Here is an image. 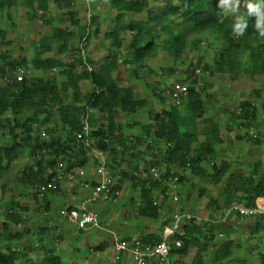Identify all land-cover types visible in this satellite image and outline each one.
Returning a JSON list of instances; mask_svg holds the SVG:
<instances>
[{
	"label": "trees",
	"instance_id": "trees-1",
	"mask_svg": "<svg viewBox=\"0 0 264 264\" xmlns=\"http://www.w3.org/2000/svg\"><path fill=\"white\" fill-rule=\"evenodd\" d=\"M50 1L0 0V13L20 5L24 7L30 19L44 18V15L49 13ZM105 1L113 13L110 27L104 31L103 37L110 41L113 52L107 55L106 61L99 67L95 66L96 62L92 57L83 58L79 53L90 38L89 24L94 25V33L97 34L101 29L100 23L96 15H91L88 23H81L78 12L73 7V0H54L61 8L66 9L67 24L52 27L49 34L42 36L37 43L33 42V54L29 59L24 56L11 57L5 53L0 54V76L5 78V83L0 84V127L10 138L9 145H0V174L2 171H8L23 154L30 156L32 164L21 171L17 180L31 187L51 181L57 173V165L63 164L64 161L68 162L64 171L73 169V166L83 168L87 155L91 153L95 156L92 150L85 148L77 138V133L82 130L83 117L87 115L89 136L94 140L93 145L103 153L108 152L110 156L107 160L104 158L105 164H112L111 168L118 170L115 175H111L109 171L111 176L118 178L111 191H121L123 179L131 181V186L139 193L135 206L139 216L157 219L159 205L153 193L157 190L156 192L165 195V182L170 173L172 176L178 175L179 181L184 177L172 171L171 165L214 184L220 183L226 176L222 205L227 209L237 203L254 206L256 199L264 198V172L259 179H255V175L246 176L240 171L229 173V162L214 161L218 156L217 147L223 143L219 123L211 120V125L201 133L197 130V119L206 111L202 97L205 87L200 86L194 69H207L205 64H201L200 58L197 64L187 67L188 78L178 81L180 84H187L186 95L180 102L177 103L171 95L174 86L172 85L166 89L170 95L169 106L159 112L150 111L148 116L151 123L142 126L133 121L128 125L131 128H143L142 135L138 132L134 136L125 134L118 120L120 114H133L145 105V99L140 97L131 85L130 78L131 75H137V67L144 66L145 61L156 57L160 50L172 56L174 62L180 61L185 55L188 42L192 43L193 50H198L201 41L199 35L206 31L215 33L222 42V47L215 52L212 73L223 74L232 79H237L243 74L252 77L256 74L264 75V39L258 36L253 27L254 18H249L245 34L237 37L232 33L234 21L224 16L216 7L217 0H161L160 4L155 5L149 0ZM76 36L79 37V42H85L84 47L73 44ZM7 38V30L0 28V42H9ZM126 40L127 57L119 59L117 52ZM53 46L58 54L70 53L72 59L63 62L57 57L44 56ZM245 53L249 57L247 64ZM88 64L92 66L91 70L87 68ZM127 65L137 67L129 72ZM26 66L39 72V75L23 76L22 80H17V69ZM76 66H80V73L75 71ZM55 69H58V74L64 78L60 84L57 76L52 75ZM167 70L172 71L171 68ZM190 75L194 77L189 78ZM81 80L90 84L82 103L79 83ZM161 92L157 90L153 91V94L163 100ZM254 95L259 98L261 89H255ZM180 106L185 109L184 117L179 114ZM51 107L57 108L61 124L59 127L57 124L48 125ZM257 113L252 99H242L238 104V113L234 115L241 120L240 126L246 130L243 136L255 144L261 141L257 133L250 134L248 130L259 127ZM39 123H42L45 131L49 133L48 139L41 135ZM201 134L202 140L199 137ZM154 138L163 142V149H152L148 142L151 143ZM139 146H144V152L141 153ZM128 157L134 161L126 160ZM96 158L98 157L95 156V161ZM140 160L146 165L151 164L152 167L156 162H164L166 172L155 178L151 175L149 167L140 169ZM97 161L100 163V159ZM126 163L129 165L128 170L123 168ZM255 166H258V163H255ZM58 189L46 194L45 198L48 196V199L44 198V205L38 206L39 209L42 208V213L52 211L49 197ZM198 194H203L202 189H199ZM215 202L211 199L209 206ZM60 208L62 207L55 208L57 217ZM18 210L26 211L27 207L11 199L9 211L1 220L0 242L22 239L25 234L22 231L13 233L8 225V222L14 225L23 224L24 219ZM233 216L243 218L231 210L229 215L222 219L214 220L210 217L181 224L169 238V264H207V253L211 256L212 264H246L245 258H229L233 249L243 250L244 243L247 244L243 250L246 255L253 256L250 250L259 247L258 258L260 264H264V214L248 217L252 221L249 225L251 231L247 242L244 240L242 243L233 242L232 232L235 229L231 222L224 220ZM50 219L51 217H48V220ZM196 221H201L202 225ZM167 225L168 221H165L157 232L149 231L142 237H122L120 240L156 243L162 239L161 233ZM218 233H223L221 241H216ZM176 241L180 244L177 245ZM105 244L99 242L95 249L103 250ZM27 255L25 249L6 246L4 250H0V264H15L18 259L23 258L26 264H79L63 262L60 255L47 249L41 259L26 257Z\"/></svg>",
	"mask_w": 264,
	"mask_h": 264
},
{
	"label": "rangeland",
	"instance_id": "rangeland-1",
	"mask_svg": "<svg viewBox=\"0 0 264 264\" xmlns=\"http://www.w3.org/2000/svg\"><path fill=\"white\" fill-rule=\"evenodd\" d=\"M152 5L160 4L161 0H149ZM73 7L78 12V17L81 23H88L91 15H96L100 23V32L94 33V25L89 24L90 38L85 48H82L79 55L83 58L92 57L96 62L95 66L99 67L106 61L107 55L113 52V48L109 40L103 37V33L110 27L111 16L113 11L109 8L105 0H73ZM244 8L241 7L238 14L243 15ZM235 21V15L224 14ZM66 9L61 8L54 0L50 1L49 13L37 19H30L26 14L24 7L18 5L10 9H5L0 13V28H5L8 33L9 42H0V54L5 53L11 57L24 56L28 59L33 54V42L37 43L42 39V36L51 32L54 26H64L67 24ZM91 25V26H90ZM193 36L190 37L192 39ZM200 45L198 50H193V45L189 41L185 49L184 57L177 62H174L172 56L167 52L160 50L156 57L145 61L144 66H131L127 65L129 72L137 69V75H131V85L133 90L136 91L140 97L145 99V105L138 109L133 114H120L118 120L120 121L123 132L129 135L144 133V129L140 126L131 128L128 126L133 121H137L140 125H147L151 123L149 120V112H159L169 106V89L170 86L179 84L181 79L188 78L187 67L190 68L192 64H197V60L201 59V64H205L206 68L196 67L195 77L200 86L205 87L203 93V102L206 111L201 118L197 119V130L199 133L206 127L211 125V120L216 121L220 125V134L223 138V143L217 147V157L215 162L225 160L230 163L231 167L229 173L240 171L246 176L255 175V179H259L264 172V75L249 76L243 74L237 79H232L229 76L212 73L213 59L215 52L222 47V42L218 36L210 31L203 32L199 35ZM84 41L79 42V37L76 36L73 44L84 47ZM127 40L124 42L123 47L117 52L119 59L127 57L126 49ZM53 56L61 59L63 62H69L72 59L70 53L58 54L55 46L52 50L44 53V56ZM248 54H244L246 64L248 62ZM2 61L0 60V65ZM91 68L92 66L88 64ZM22 72L25 77H32L39 75V72L31 69L30 67H22ZM171 68V72L167 69ZM58 69L53 70L57 76V81L60 84L64 78L57 72ZM77 73L81 72L80 66L75 67ZM194 77L190 75L189 78ZM5 83V78L0 76V84ZM81 93L80 101L83 102L85 91L88 90L90 84L86 80H81ZM157 87V88H156ZM171 89V88H170ZM255 89H261V96L256 98L254 95ZM162 91L161 95L163 100H160L153 94V91ZM69 98V97H68ZM242 99H252L255 107L258 110L257 121L259 127L249 128L248 133H257L259 144H255L251 139L244 137L246 130L240 126L241 120L234 115L238 113V104ZM49 126L60 124L59 115L56 107H51ZM179 114L184 117L186 115L184 107H179ZM11 117V116H9ZM38 128L44 131L43 138L48 139V132L42 123H39ZM202 140V134L199 136ZM10 138L6 132L0 127V145H9ZM152 149L155 151L163 149L164 144L158 139H153L151 143ZM138 149L141 153L144 152V146H139ZM95 155V154H94ZM96 156V155H95ZM91 153L87 155L86 165L82 168L73 166V169L65 170L66 173H73L78 167V175L72 177L67 176V180L75 184L81 182L85 176L89 175L87 181L94 179V172L99 165L98 159ZM110 156L108 152H104V158ZM47 158V154H46ZM131 159L128 157L126 160ZM129 161V160H128ZM134 159H131V162ZM108 163V161H106ZM141 162V170L143 167H149L150 173L153 177L157 178L163 175L166 171L164 162H156L152 167L151 164H144ZM66 161L63 162L64 169L67 167ZM258 163V166H255ZM32 164L29 155H20V159L15 162L8 171H2L0 174V230L2 229V219L7 211H9V201L12 199L26 206V211L18 210V213L24 219L23 224L14 225L8 222L9 228L13 233L22 231V239H13L11 241H1L0 250L8 247H19L25 249L27 256L34 257V259H41L44 256V250H52L55 254L60 255L63 262H74L79 264H112L109 256L102 253V250H96L95 247L98 242L102 240H114L119 235H135L142 237L149 231L157 232L165 221L168 225L171 223V217L174 210L189 211L200 219L212 217L214 220L222 219L227 212V208L222 205L223 190L225 184L222 180L218 184L196 178L189 175V171L178 169L171 165L170 169L178 172L184 177L181 181L178 180V175H168L165 182V195L159 192H154L153 195L159 205V215L157 219L144 218L136 213V202L138 201V190L131 186V181L123 179L121 182V191L119 194L101 197L97 202L91 204L92 209L96 212L98 218V227H87L78 231L70 222H62L57 216H53L55 208L58 205L49 204L52 208L51 212L42 213V205L48 199V196L42 201L36 200L35 189L29 184H23L17 180L21 171ZM108 171L115 175L118 170L111 168L112 164H107ZM151 166V167H150ZM123 168L128 170L129 165L126 163ZM85 170V171H84ZM88 171L89 174H86ZM64 177H66L64 175ZM116 182L118 178L112 176ZM67 182V181H66ZM92 184V182H91ZM61 187V186H60ZM59 187V188H60ZM81 191L84 192V197L89 195L87 188L82 186ZM202 189L203 194L199 195L198 191ZM214 199L216 202L209 206V201ZM79 200V199H77ZM240 204V203H237ZM38 206H40L38 208ZM48 217H51L48 220ZM202 219V220H203ZM58 220V221H57ZM201 220V221H202ZM227 223H236V228L232 232V239L234 243L247 242L251 228V220L248 217L238 218L237 216L227 217ZM201 221H196L199 225ZM229 221V222H228ZM240 222V223H239ZM59 227V228H58ZM99 228V229H98ZM101 228V229H100ZM42 229H44L42 231ZM105 229V231H104ZM74 231H76L74 233ZM74 234L76 236H74ZM223 234V233H222ZM216 234V241H221L223 235ZM121 239V238H118ZM253 240V239H252ZM260 241V240H259ZM254 243V241H252ZM33 246V248H29ZM92 246V247H88ZM247 244L244 243V249ZM260 248H262L260 246ZM80 249V250H79ZM243 249V250H244ZM248 249V248H247ZM250 250L251 255H246L243 250L236 248L232 250L231 259L245 258L246 264H260L258 258V250ZM79 250V251H78ZM104 250V249H103ZM257 250V251H256ZM207 264H212L211 256L207 253ZM15 264H26L24 258L18 259ZM230 264H235L231 262Z\"/></svg>",
	"mask_w": 264,
	"mask_h": 264
},
{
	"label": "built area",
	"instance_id": "built-area-1",
	"mask_svg": "<svg viewBox=\"0 0 264 264\" xmlns=\"http://www.w3.org/2000/svg\"><path fill=\"white\" fill-rule=\"evenodd\" d=\"M87 68L91 70V67L87 65ZM23 68L19 67L16 71L17 80H22L23 78ZM187 84H175L172 88L171 95L178 102L186 95ZM89 122L87 115L83 117L82 130L77 133V138L82 142L85 148H90L92 152L99 157L100 163L95 169L94 179L91 181H84L81 185L89 190V195L85 196L79 206L73 207H62L58 210L59 220H66L70 222L76 229H86L87 227L98 226V218L91 208V204L97 202L102 196L106 197L112 194H119L118 190L111 191L112 186H114V178L109 174L108 167L104 161V153L97 149L93 143V138L89 136ZM41 135H45L42 131ZM56 170V175L52 177V180L39 184L34 187L35 194L38 200L42 201L46 194L51 191H56L59 188L61 180L64 175L68 178L72 177L74 174L79 173V168L77 167L73 173L64 174V166L59 163ZM50 172V171H49ZM95 181L94 185L91 182ZM236 211L241 217H252L257 214H264V198L256 199L254 206H246L243 204H234L230 209L227 210L224 217L229 215L230 211ZM200 219L196 217L193 213L189 211H180L176 209L173 211L172 220L170 225L163 228L161 233L162 239L156 243H144L140 240H135L134 242H127L115 237L112 245V252L109 259L112 264L122 263L123 256L126 255L128 258V263L123 264H169V238L175 231H177L181 224L189 223ZM179 245L180 242L176 241Z\"/></svg>",
	"mask_w": 264,
	"mask_h": 264
},
{
	"label": "clouds",
	"instance_id": "clouds-1",
	"mask_svg": "<svg viewBox=\"0 0 264 264\" xmlns=\"http://www.w3.org/2000/svg\"><path fill=\"white\" fill-rule=\"evenodd\" d=\"M216 7L224 14L235 15L232 25L235 36H243L249 26V18H254L253 27L258 36L264 39V0H217ZM241 7L246 14H238Z\"/></svg>",
	"mask_w": 264,
	"mask_h": 264
},
{
	"label": "crops",
	"instance_id": "crops-1",
	"mask_svg": "<svg viewBox=\"0 0 264 264\" xmlns=\"http://www.w3.org/2000/svg\"><path fill=\"white\" fill-rule=\"evenodd\" d=\"M89 173L92 174V172H89ZM89 173H88V171L86 172V174H89ZM89 175L88 176H85V178L88 179L89 178ZM85 178L82 179L81 182L75 184L74 182L71 183L69 180H67L68 179L67 177H64L61 180V183L59 185V187L60 186L61 187L58 189V191L56 193H53L49 197L50 204L58 205L57 208H59V207L79 206L81 204L82 200L85 198L84 195H83L84 192L81 191V187H80V186H82L81 185L82 182L87 181V179H85ZM77 199H79V200H77ZM94 213H96V212L94 211ZM53 214H54L53 216H56V212L53 213ZM62 222H66V221H63L62 220ZM236 223H238V221H236L235 223L232 224V226L234 227V229L236 228ZM98 226H96V227H98ZM104 231H105V229H104ZM75 232L76 231H74V233ZM74 236H76V235L74 234ZM119 236L120 237H118V236L117 237L118 238H122V237L135 238L136 237L135 235H119ZM100 242H105L106 243L105 244L106 246H105L104 250H102L103 251L102 253L107 254V256H110L111 255V252H112L113 241L112 240H102ZM88 247H92V246H88ZM123 263H128V258H127L126 255L123 256L122 264Z\"/></svg>",
	"mask_w": 264,
	"mask_h": 264
}]
</instances>
